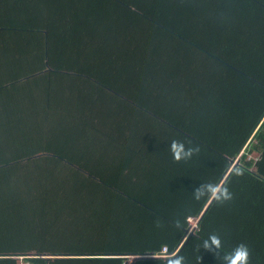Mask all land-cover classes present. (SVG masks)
Wrapping results in <instances>:
<instances>
[{"label":"trees","instance_id":"trees-1","mask_svg":"<svg viewBox=\"0 0 264 264\" xmlns=\"http://www.w3.org/2000/svg\"><path fill=\"white\" fill-rule=\"evenodd\" d=\"M213 233L264 264V0H0V264H221Z\"/></svg>","mask_w":264,"mask_h":264},{"label":"clouds","instance_id":"clouds-1","mask_svg":"<svg viewBox=\"0 0 264 264\" xmlns=\"http://www.w3.org/2000/svg\"><path fill=\"white\" fill-rule=\"evenodd\" d=\"M169 153L174 163L187 162L197 155L200 151L199 146H186L182 140H172L169 145ZM233 173L236 177L244 174L242 168H234ZM194 201L208 200L217 205H223L233 199V194L226 184H218L213 181L203 182L198 187L194 188L192 194ZM157 227L160 223L157 222ZM176 226L182 227L179 221ZM201 248L213 252L217 255L221 264H249L250 250L247 245L241 243L230 252H226L221 256L222 241L218 234H210L209 237L202 241ZM158 255L163 256V253ZM200 259V257H199ZM166 264H185V258L182 255H172L166 257Z\"/></svg>","mask_w":264,"mask_h":264},{"label":"rangeland","instance_id":"rangeland-1","mask_svg":"<svg viewBox=\"0 0 264 264\" xmlns=\"http://www.w3.org/2000/svg\"><path fill=\"white\" fill-rule=\"evenodd\" d=\"M251 158H254V160H257V158H258V154H253V155H251L250 156ZM198 220L199 219H191L190 220V224H191V227H192V229H196V226H197V223H198ZM135 259L134 258H130L129 259V264H131L133 261H134ZM19 261V260H18ZM19 264H26V263H24L23 261H19Z\"/></svg>","mask_w":264,"mask_h":264},{"label":"built area","instance_id":"built-area-1","mask_svg":"<svg viewBox=\"0 0 264 264\" xmlns=\"http://www.w3.org/2000/svg\"><path fill=\"white\" fill-rule=\"evenodd\" d=\"M166 255H167V249H164L163 250V256H157V257L164 258V257H166Z\"/></svg>","mask_w":264,"mask_h":264}]
</instances>
